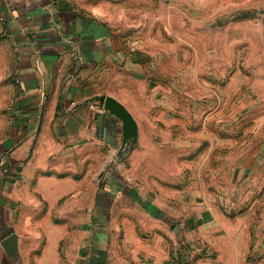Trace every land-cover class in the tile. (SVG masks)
<instances>
[{
    "label": "rangeland",
    "instance_id": "obj_1",
    "mask_svg": "<svg viewBox=\"0 0 264 264\" xmlns=\"http://www.w3.org/2000/svg\"><path fill=\"white\" fill-rule=\"evenodd\" d=\"M62 2L110 36L102 41L106 58L93 66V105L98 108L94 111L103 110L105 97L113 95L139 127L137 142L123 147L122 124L112 117L113 135L103 129L105 141L93 148L99 158H112L93 167V188L98 192L91 200L99 201L104 192L110 196L106 198L110 207L107 203L103 209L108 212L99 211L97 216L108 221L98 222L97 230L111 231L110 217L119 224L113 231L119 245L114 264H120L119 255L124 257L121 240L126 228L121 223L141 218L143 202L159 200L171 220V227L163 228L166 241L172 249L190 252L185 260L194 264V258L207 255L210 248L201 239L197 220L209 204L232 206L234 172L245 169L234 165V158H249L264 136V0ZM90 8H99L101 14ZM120 11L123 16L117 19ZM14 46L0 12V264H37L48 231L56 227L31 226L15 217L16 209L22 212L14 192L24 186L20 182L27 153L19 142L24 132H17L16 138L13 130ZM137 210L136 216L130 214ZM90 216L93 211L87 210L83 227ZM14 233L20 237L21 259L16 262L1 246ZM79 238L80 249L78 240L68 239L54 252L60 264H75L72 258L78 255L84 260L81 264H106L109 252L104 246L91 253L87 248L89 229H83ZM263 260L249 254L243 264H264Z\"/></svg>",
    "mask_w": 264,
    "mask_h": 264
},
{
    "label": "crops",
    "instance_id": "obj_2",
    "mask_svg": "<svg viewBox=\"0 0 264 264\" xmlns=\"http://www.w3.org/2000/svg\"><path fill=\"white\" fill-rule=\"evenodd\" d=\"M0 12L15 44L13 130L16 138L20 137L17 132H24L19 142L23 141L21 147L27 153L20 182L24 186L15 187L14 192L22 212L18 214L16 209L15 217L31 226L56 227L55 231H48L50 237L37 264H60L54 252L68 239L78 240L80 249L81 240L77 238L83 229L91 232L87 247L90 253L104 246L109 252L104 262L114 264L113 253L119 245L114 242L117 237L113 231L119 224L110 217L112 230L104 234L97 230L98 222L108 221L106 217L98 220L97 216L99 211L108 212V208L103 209L107 203L110 207V199H106L110 196L104 192L100 203L91 200L98 192L96 186L93 188V167L112 159L93 153V148L105 141L101 136L103 129L108 128L113 135L114 117L104 110L94 111L98 108L93 105V66H99L106 58L102 41L110 36L101 33L93 20L79 16L59 0H0ZM107 96L121 102L113 95ZM99 98L95 97L97 101ZM259 143L249 158H234L233 164L245 169L234 172L237 184L232 206L224 209L221 203L209 204L197 220L201 239L210 248L207 255L194 258L196 264H243L249 254L252 259L264 258V213H260L264 212V136ZM218 194H223L221 188ZM143 203L141 218L121 223L126 228L121 240L124 257L119 255L118 262L187 264L185 259L190 252L172 249L164 237L167 230L163 232V228H170L171 220L165 216L160 200ZM231 208L232 213H223ZM87 210L93 211V218L90 216L88 225L83 227ZM136 213L138 210L130 212L135 216ZM20 259L21 254L12 261ZM72 259L75 264L84 261L79 255Z\"/></svg>",
    "mask_w": 264,
    "mask_h": 264
},
{
    "label": "water",
    "instance_id": "obj_3",
    "mask_svg": "<svg viewBox=\"0 0 264 264\" xmlns=\"http://www.w3.org/2000/svg\"><path fill=\"white\" fill-rule=\"evenodd\" d=\"M104 112L119 120L122 124V146L137 142L139 127L137 121L129 110L118 100L111 96H107L103 104ZM1 246L9 260L19 258V236L11 234L1 242Z\"/></svg>",
    "mask_w": 264,
    "mask_h": 264
},
{
    "label": "clouds",
    "instance_id": "obj_4",
    "mask_svg": "<svg viewBox=\"0 0 264 264\" xmlns=\"http://www.w3.org/2000/svg\"><path fill=\"white\" fill-rule=\"evenodd\" d=\"M89 11L94 12L97 15H100L101 14V10L99 8H90ZM122 16H123V11H120L118 13V16L116 18L118 19L119 17H122Z\"/></svg>",
    "mask_w": 264,
    "mask_h": 264
},
{
    "label": "trees",
    "instance_id": "obj_5",
    "mask_svg": "<svg viewBox=\"0 0 264 264\" xmlns=\"http://www.w3.org/2000/svg\"><path fill=\"white\" fill-rule=\"evenodd\" d=\"M60 2H62V0H59Z\"/></svg>",
    "mask_w": 264,
    "mask_h": 264
}]
</instances>
